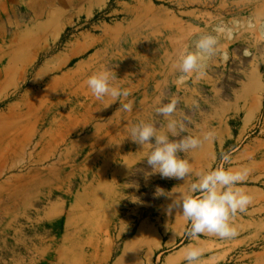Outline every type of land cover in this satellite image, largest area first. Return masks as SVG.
<instances>
[{
    "label": "rangeland",
    "instance_id": "rangeland-1",
    "mask_svg": "<svg viewBox=\"0 0 264 264\" xmlns=\"http://www.w3.org/2000/svg\"><path fill=\"white\" fill-rule=\"evenodd\" d=\"M27 1L0 9V188L30 195L12 215L13 256L2 247L1 264H160L190 241L187 222L166 215L170 201L156 191H181L184 181L148 175L149 149L140 152L124 129L163 128L155 110L175 98L182 135L212 134L181 154L193 180L219 165H264V0ZM205 34L217 37L215 55L202 74L180 73L179 58ZM103 69L130 89L132 112L91 95L86 80ZM256 173L264 183V167ZM239 186L264 193V184ZM251 209L238 219L252 215V242L244 244V224L208 243L201 259L214 251L218 264H243L263 252L264 197ZM250 258L264 264V254Z\"/></svg>",
    "mask_w": 264,
    "mask_h": 264
},
{
    "label": "clouds",
    "instance_id": "clouds-1",
    "mask_svg": "<svg viewBox=\"0 0 264 264\" xmlns=\"http://www.w3.org/2000/svg\"><path fill=\"white\" fill-rule=\"evenodd\" d=\"M217 31H220L219 29ZM217 37L211 34L201 35L195 41L194 52H188L179 58L176 65L182 74H202L203 60L215 55L217 51ZM117 79L113 70L103 69L91 75L86 80L87 88L97 101L110 98L111 103H119L117 111L130 113L133 102L127 101L131 95L130 89L114 83ZM183 79V75L180 77ZM177 100L173 98L169 103L156 108V113L164 118L163 128L154 123L140 121L128 127L124 134L141 146L142 151L147 148L146 164L151 168V174H159L161 178L182 180L183 190L178 187L170 191L157 188L156 196L165 197L170 201L163 211L171 216L179 214L187 222L186 236L198 240L201 235H210L221 239H228L236 235L233 219L244 213L251 204L252 198L239 185L245 181L247 170H234L223 165L195 173L189 159L182 157L201 147L205 140L211 138L207 133L203 137L182 135L187 130L185 119L176 118ZM230 157L224 155L222 160L227 163ZM186 264H200L203 249L188 245L182 250Z\"/></svg>",
    "mask_w": 264,
    "mask_h": 264
},
{
    "label": "crops",
    "instance_id": "crops-1",
    "mask_svg": "<svg viewBox=\"0 0 264 264\" xmlns=\"http://www.w3.org/2000/svg\"><path fill=\"white\" fill-rule=\"evenodd\" d=\"M14 0H0V9H2L3 7L6 6V3H10ZM36 0H29L25 3V6H32L34 4ZM8 3V4H9ZM264 167V165L261 166H257L254 164H244L240 167L234 168V170H240V169H246L247 170V177L245 179V181L242 182V184H254V185H262L264 184L262 182V179L258 178V174L256 173V171L258 169H262ZM254 178H256V180H254ZM241 188L247 187V186H239ZM249 190L248 191H244L245 193H247L248 195L251 196L252 201L254 200L255 197H259V196H263L264 197V193L263 190L260 187L257 186H250L248 187ZM245 189V188H244ZM20 190V189H19ZM32 190L34 191V189L32 188ZM29 193V189H23L22 194H24L25 192ZM11 194L12 189L11 188H6V189H2L0 188V204L4 203V207H6L7 211L5 212L7 216H9L8 218H5L4 220L0 221V232L3 233V236L1 237L0 235V249L3 247L2 250L5 251L4 256H8V257H12L13 256V251H12V237H11V231L13 230V218L12 215H16L18 216L21 213V210L23 207L28 206V202L30 200V195L28 194L26 195H22V197H18V195L16 197L9 195ZM8 194V195H6ZM34 196V195H33ZM251 201V203H252ZM19 208V209H18ZM3 211L0 208V214ZM246 212H250V214L252 213V209H251V204L248 206ZM248 215L245 214V216H247V219H243L242 222L239 221V217L240 215L238 214L232 221L235 229L237 230L238 228H243L244 224H245V228L247 229L244 234V240L245 241V245L246 244H250L252 241L251 239H253L254 237V227L252 224V220L251 217L252 215ZM239 221V222H238ZM1 234V233H0ZM205 238L201 239L199 238L198 240H192L189 238V243L186 245H183L182 247H180L179 249L168 253V254H164L160 260L159 263L160 264H186V262L183 260V252L182 250L184 248H186L188 245H194V246H198L200 248H204L205 246L207 247L208 243H212L213 240L216 238L215 236H210V235H204ZM176 243V238H170L167 242V248L174 246ZM221 254L218 252H214V251H210L208 253L207 256H205L203 259H200V264H209L208 262H213L212 264H218L219 260L218 257ZM264 254L263 252H259V253H248L245 254L244 256L247 257L248 259L243 263V264H257V261L254 258H250V256L254 255V256H261ZM2 255V254H0ZM9 260V259H8ZM3 263V261H1L0 259V264ZM4 264H6V262H4Z\"/></svg>",
    "mask_w": 264,
    "mask_h": 264
},
{
    "label": "trees",
    "instance_id": "trees-1",
    "mask_svg": "<svg viewBox=\"0 0 264 264\" xmlns=\"http://www.w3.org/2000/svg\"><path fill=\"white\" fill-rule=\"evenodd\" d=\"M183 243H185V241Z\"/></svg>",
    "mask_w": 264,
    "mask_h": 264
}]
</instances>
